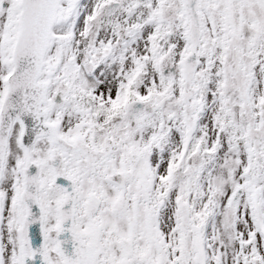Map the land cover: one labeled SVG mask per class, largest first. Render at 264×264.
<instances>
[{
  "label": "snow or ice",
  "instance_id": "1",
  "mask_svg": "<svg viewBox=\"0 0 264 264\" xmlns=\"http://www.w3.org/2000/svg\"><path fill=\"white\" fill-rule=\"evenodd\" d=\"M0 264H264V0H0Z\"/></svg>",
  "mask_w": 264,
  "mask_h": 264
}]
</instances>
